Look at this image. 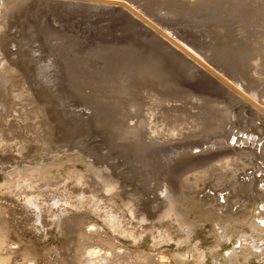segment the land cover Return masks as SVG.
I'll return each instance as SVG.
<instances>
[{
	"label": "rangeland",
	"instance_id": "rangeland-1",
	"mask_svg": "<svg viewBox=\"0 0 264 264\" xmlns=\"http://www.w3.org/2000/svg\"><path fill=\"white\" fill-rule=\"evenodd\" d=\"M130 1L179 37H185L184 40L192 44L218 48L236 65L239 56L231 49H236L239 42L247 38L258 37L260 27L256 22H264V0H254L251 17L236 14L229 9L228 2L221 0ZM199 2L206 5H203L205 9L199 8L202 13L197 15L195 12L199 9L194 7ZM215 5L220 7L215 9ZM0 26L10 37L11 54L22 58L34 91L42 97L38 101L43 124L40 145L28 144L24 152L17 155L0 152V184L6 186L0 190V216L4 217L9 240L29 251L38 264L54 261L64 264L62 260L71 264L75 263L81 231L94 224L101 235L109 237L115 245L127 248L139 261L151 257L147 264H156L154 259L158 254L174 252L173 243H163L153 249L149 233L138 243L118 235L106 226L104 216L94 212L86 202L76 210L82 224L64 222L59 229L56 224L49 223L44 224V229L35 227L33 214L25 210L18 196L10 194V190L15 189L20 175L17 167L20 166H42L45 172L41 176L43 186L47 183L49 187H56V184L65 183L68 191H79L88 196L97 188L98 192L106 193L119 204L124 200L118 187L140 191L146 186L151 191L167 181L176 162L163 155L145 157L139 139L123 137L112 122V115L117 111L128 112V122L139 117L141 97L136 62L141 56L154 54L156 48L151 42L152 36L137 30V23L120 10L101 3L62 5L40 0H0ZM249 73L253 75L252 70ZM11 120L19 125L18 119V122ZM26 120L31 132L37 131L36 126L40 123L36 122L34 113H28ZM261 122L252 119L225 122L223 118L208 130V136L219 138L226 145L232 135L241 133L258 139L264 137V121ZM256 161L264 165V158ZM248 166L251 173L254 165L248 163ZM255 168L258 169L256 177L261 179L258 183L257 178L243 177V173L237 182L211 178L198 183L199 190L217 192L220 199L230 193L229 204L223 212L202 199V193L190 191L178 196L181 217L191 221L193 227L191 240L183 247V256H177L176 264H196L202 256L203 264L245 263V252L242 251V255L229 258V253L238 246L233 242L234 237L231 242L225 240L223 246L217 240L216 232L219 233L220 227L226 224H231L228 229L232 234L246 231L245 225L240 224L243 217L251 209L253 213L261 211V203L250 198L264 183V167ZM105 183L116 188L106 191ZM152 203L153 214H156L160 205ZM76 211L70 209L71 214ZM173 221L175 217L165 220L170 228ZM250 260L252 264H264V253L252 254Z\"/></svg>",
	"mask_w": 264,
	"mask_h": 264
},
{
	"label": "bare ground",
	"instance_id": "bare-ground-1",
	"mask_svg": "<svg viewBox=\"0 0 264 264\" xmlns=\"http://www.w3.org/2000/svg\"><path fill=\"white\" fill-rule=\"evenodd\" d=\"M40 1L62 5L101 3L120 10L137 23V30L152 36L151 42L156 48L154 54L141 56L136 62L139 68L137 86L141 97L139 117L128 122V112L117 111L112 115V122L123 137L139 139L145 157L163 155L176 163L167 181L159 184L155 190L149 191L146 186L141 187L140 191L118 187L124 200L121 204L106 196V193L98 192L97 188L88 196L83 192L68 191L65 183L56 184V187H49L47 183L43 186L41 176L45 172L42 166L17 167L20 175L10 194L18 196L25 210L33 214L35 227L38 225L43 229L45 223L56 224L58 229L64 222L82 224L83 220L76 210L86 202L94 212L104 216L108 228L118 232V235L132 238L134 243L143 241L147 233L150 234L153 249L163 243H173L174 252L158 254L154 260L156 264H176L177 256H183L182 249L191 240L193 227L191 221L181 217L178 196L187 195L190 191L202 193V199L223 212L229 204L230 193L222 195L220 199L217 192L199 190L198 183L211 178L237 182L241 180L242 173L243 177L251 175L256 179L258 169L255 167H264L256 161L264 158V137L256 139L241 133L232 135L226 145L221 139L210 138L208 134V130L223 118L225 122L252 119L262 124L261 121H264V22H256L260 27L258 37L247 38L239 42L236 49H231L239 56L236 65L218 48L192 44L184 40L185 37H179L130 0ZM221 1L228 2L229 9L236 14L252 16L254 0ZM203 5L206 4L199 2L194 8H203ZM219 7L213 6L215 9ZM199 11L195 13H202ZM10 42L7 31L0 26V152L17 155L23 153L28 144L40 145L43 124L38 101L42 97L34 91L22 58L11 54ZM122 59L126 57L122 56ZM251 70L252 76L249 73ZM28 113H34L36 122L40 123L41 126H36L37 131L34 128L35 131L31 132L28 128ZM10 117L17 122L19 120V125ZM198 135L203 136L194 138ZM248 163L254 165L251 173L248 172ZM260 180L257 178V183ZM105 184L106 191L116 188L110 183ZM5 188V184L1 183L0 190ZM250 198L261 203V211L253 213L251 209L246 213L240 223L245 225L246 231L232 234L228 229L231 224H226L220 227L219 233L216 232V238L223 246L225 240L231 242L234 237L233 242H237L238 246L232 249L229 258L245 252L243 264H252V254L264 253V183L261 189L254 190ZM152 202L160 205L156 214H153ZM70 209L76 212L71 214ZM167 217H175L171 228L165 222ZM90 226L85 228L86 231H81L75 263L71 264H147L151 259L146 256V259L139 261L127 248L119 247L109 237L101 235L94 224ZM5 227L4 217L0 216V264H38L29 251L16 241L9 240ZM203 259L204 256L196 264H203Z\"/></svg>",
	"mask_w": 264,
	"mask_h": 264
}]
</instances>
